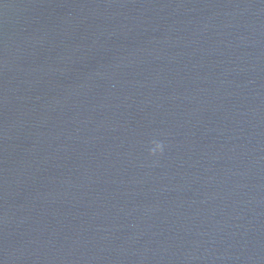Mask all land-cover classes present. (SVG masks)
Returning <instances> with one entry per match:
<instances>
[{"label": "water", "instance_id": "water-1", "mask_svg": "<svg viewBox=\"0 0 264 264\" xmlns=\"http://www.w3.org/2000/svg\"><path fill=\"white\" fill-rule=\"evenodd\" d=\"M0 264H264V0H0Z\"/></svg>", "mask_w": 264, "mask_h": 264}, {"label": "clouds", "instance_id": "clouds-1", "mask_svg": "<svg viewBox=\"0 0 264 264\" xmlns=\"http://www.w3.org/2000/svg\"><path fill=\"white\" fill-rule=\"evenodd\" d=\"M164 150V144L163 142L159 140H152L149 142V145L147 147L148 155L149 156H155L159 155Z\"/></svg>", "mask_w": 264, "mask_h": 264}]
</instances>
